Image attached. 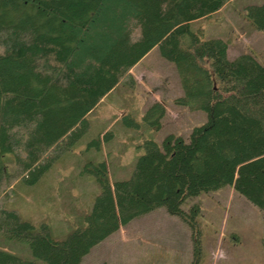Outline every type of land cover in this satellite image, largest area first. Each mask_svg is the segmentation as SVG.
<instances>
[{
  "label": "trees",
  "instance_id": "obj_1",
  "mask_svg": "<svg viewBox=\"0 0 264 264\" xmlns=\"http://www.w3.org/2000/svg\"><path fill=\"white\" fill-rule=\"evenodd\" d=\"M229 1L0 0V235L25 243L33 258L0 249V264H80L132 220L158 208L185 220L186 199L226 186L264 222V60L247 53L228 60V40L204 39L191 27ZM241 16L264 33V3ZM153 48L175 70L181 96L172 104L205 113L206 122L186 141L143 140L127 180L110 184L104 162L88 163L99 191L65 238L53 240L46 223L5 205L13 184L35 185L74 148L91 110L117 85H132L129 70ZM163 116L153 102L139 120L158 129ZM260 244L264 250V231Z\"/></svg>",
  "mask_w": 264,
  "mask_h": 264
},
{
  "label": "rangeland",
  "instance_id": "obj_2",
  "mask_svg": "<svg viewBox=\"0 0 264 264\" xmlns=\"http://www.w3.org/2000/svg\"><path fill=\"white\" fill-rule=\"evenodd\" d=\"M262 3L264 0H231L191 27L201 28L204 39L228 40V60L247 53L262 62L264 33L253 31L241 16L245 6ZM128 73L133 84H119L99 101L87 116V132L74 148L35 185L19 182L12 186L14 193L5 205L16 209L22 220L46 223L53 240L65 238L89 211L99 191L87 171L88 163L104 162L110 184L127 180L143 140L159 144L171 134L186 141L193 127L206 122L205 113L172 104L181 96L177 76L173 65L162 60L155 48ZM153 102L164 109L158 129L139 120ZM128 117L140 123L138 129L126 125ZM96 137L100 140L98 150L89 145ZM180 209L187 214L185 220L168 215L163 208L132 220L94 246L80 264H264L261 213L230 187L186 199ZM0 249L33 260L25 243L5 241L1 235Z\"/></svg>",
  "mask_w": 264,
  "mask_h": 264
}]
</instances>
